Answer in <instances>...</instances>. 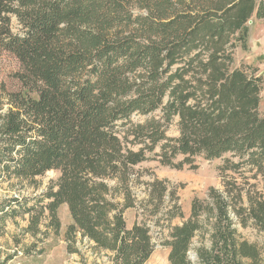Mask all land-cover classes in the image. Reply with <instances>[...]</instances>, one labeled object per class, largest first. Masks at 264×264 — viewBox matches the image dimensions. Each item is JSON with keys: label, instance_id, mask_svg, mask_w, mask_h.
<instances>
[{"label": "trees", "instance_id": "1", "mask_svg": "<svg viewBox=\"0 0 264 264\" xmlns=\"http://www.w3.org/2000/svg\"><path fill=\"white\" fill-rule=\"evenodd\" d=\"M131 2L0 0V53L18 62L20 84L0 113V181L59 173L42 194L1 202L0 223L28 216L37 232L47 213L58 233L57 210L66 205L69 244L79 235L112 264H146L155 250L150 227L127 228L123 216L137 207L144 218L159 214L161 229V218L167 223L161 246L169 263L191 264L205 217L210 247L197 250L200 264H264V245L236 230L253 226L264 238L263 197L241 188L264 177L263 79L257 68H232L234 50L246 49L247 24L264 20V0H136L146 15L134 14ZM134 115L148 118L133 123ZM173 125L178 135L169 137ZM197 158L223 161L222 191L194 199L181 225L170 226L183 218L174 197L160 208L163 183L136 201V166L195 169Z\"/></svg>", "mask_w": 264, "mask_h": 264}, {"label": "rangeland", "instance_id": "2", "mask_svg": "<svg viewBox=\"0 0 264 264\" xmlns=\"http://www.w3.org/2000/svg\"><path fill=\"white\" fill-rule=\"evenodd\" d=\"M138 1V0H137ZM131 10L137 15H146L144 9L136 0L131 2ZM248 23V38L246 49L237 47L233 52L232 68L240 66H250L257 68V75L263 79L260 92L259 112L264 116V20H251ZM11 27L14 32H20L21 26L16 18L12 19ZM19 71V64L15 58L7 53H0V109L1 112L7 110V95L20 89V84L16 78ZM148 117L141 115L132 116L133 123H143ZM167 135L176 137L178 135L176 126H170ZM133 150L137 147H133ZM222 160L208 161L197 158L195 169L188 167L176 170L169 167L160 166L155 161L144 162L134 168V186L132 191L136 201L147 199L149 186L158 181L163 183L167 192L164 195V203L160 205L164 209L168 201L174 197L181 208L183 218H175L170 226L181 225L190 215L191 202L194 199L204 200L210 189L222 191V177L219 168ZM59 173L49 171L33 181L13 179L8 182L0 181V203L11 198L29 197L42 194L48 187L52 186ZM112 185V183H110ZM262 195L264 200V177L250 180L248 186L241 184V188L248 189ZM245 193L246 190H243ZM242 205H246V194L243 195ZM124 220L127 228H131L135 223L146 221L150 227L151 236L155 244V250L146 264H170L168 261L169 249L161 246V243L168 235L163 218L161 222L164 228L156 226V218H144L141 210L137 207L130 208L124 212ZM57 217L60 222L58 233L48 227L47 213H45L38 231H29L28 216L18 217L14 220L7 219L0 223V264H112L110 254L96 250L92 242L77 235L75 243L69 244L66 241L65 233L71 224V217L66 205H61L57 210ZM201 230L192 239L187 258L191 264H200L196 252L199 248L210 247L209 229L210 222L202 217ZM236 230L241 239L250 243L264 245L263 235L253 226L242 228L236 226Z\"/></svg>", "mask_w": 264, "mask_h": 264}, {"label": "water", "instance_id": "3", "mask_svg": "<svg viewBox=\"0 0 264 264\" xmlns=\"http://www.w3.org/2000/svg\"><path fill=\"white\" fill-rule=\"evenodd\" d=\"M249 23H251V22L249 21Z\"/></svg>", "mask_w": 264, "mask_h": 264}]
</instances>
